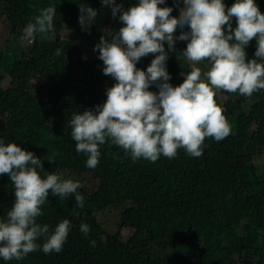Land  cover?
<instances>
[{"label": "trees", "instance_id": "1", "mask_svg": "<svg viewBox=\"0 0 264 264\" xmlns=\"http://www.w3.org/2000/svg\"><path fill=\"white\" fill-rule=\"evenodd\" d=\"M0 1V20L6 16L10 32L18 30L0 53V69L18 86L11 91L0 85V139L40 158L42 177L54 173L79 182L78 192L84 197L80 208L74 196L60 199L50 193L42 206L44 215L38 223L49 225L50 233L59 222L70 221L62 252L38 250L19 261L0 258V264H264V164L254 162L264 154V90L251 97L228 93L221 100L215 96L232 131L219 142L206 138L198 158L181 149L174 159L161 156L155 163L143 158L133 162L109 142L100 146L97 167L89 169L87 157L76 152L69 121L73 114L102 106L107 100L105 87L116 81L103 74L98 56L89 50L82 56L73 32L82 27L77 26L79 6L85 4L98 13L101 0ZM223 2L231 7L235 0ZM136 3L116 0L125 10ZM255 3L264 14V0ZM49 6L56 9L54 33L37 35L24 49L19 33ZM159 7L173 8L171 15L178 18L177 0H165ZM105 11L97 14L104 19V29L110 24ZM111 25L116 30L123 26L116 19ZM232 26L236 27L234 18ZM64 30L70 33L60 40ZM98 30L93 24L86 30L97 37L93 45L99 43ZM189 30L188 26L178 28L175 35ZM187 43L177 39L169 53L175 63L173 72H168L173 87L184 82L178 68L186 61L182 53ZM57 49L63 53L59 57L54 55ZM256 49L253 39L245 48L247 60L256 58ZM26 50L31 57L27 58ZM142 62L143 57L136 64L140 70ZM200 67L207 70V64ZM33 79L41 80L36 94L31 91ZM149 91L159 90L153 85ZM14 199L10 178L0 175V219L6 218ZM106 214L109 218L104 222L116 223L113 234L100 221ZM82 224L90 227L87 236L80 231ZM122 230L132 232L126 242ZM43 242V238L37 241Z\"/></svg>", "mask_w": 264, "mask_h": 264}, {"label": "clouds", "instance_id": "2", "mask_svg": "<svg viewBox=\"0 0 264 264\" xmlns=\"http://www.w3.org/2000/svg\"><path fill=\"white\" fill-rule=\"evenodd\" d=\"M101 3L111 7L114 18L120 13L123 26L111 38L101 36L94 49L103 61V74L116 81L106 90L107 100L94 111L73 114L69 121L76 152L87 157V168L97 167L100 146L109 142L133 162L143 158L155 163L161 156L174 159L181 149L198 158L206 138L219 142L232 131L215 101L217 92L251 97L264 90V14L255 0H235L231 7L223 0H177V7L183 5L178 18L171 15L173 8L159 7L165 0H137L127 10L116 0ZM79 11L77 22L90 29L97 11L85 4ZM55 15L52 6L42 10L23 28L21 39L31 44L37 35L54 33ZM185 26L190 30L177 37L178 28ZM177 39L188 42L182 57L191 68L187 75L186 67L178 68L184 82L173 87L168 72H173L175 63L169 53ZM253 39L256 58L247 60L245 48ZM62 54L60 49L54 53ZM142 57L140 70L136 64ZM203 64L207 70L200 67ZM153 85L158 93L149 91ZM43 168L33 152L0 139V175L10 178L15 197L6 218L0 219V258L5 262L38 250L62 252L70 221L59 222L51 233L49 225L38 223L50 193L60 199L74 196L77 206L84 207L79 182L54 173L42 177L38 169ZM80 231L87 236L90 227L82 224ZM41 238L42 245L37 243Z\"/></svg>", "mask_w": 264, "mask_h": 264}, {"label": "rangeland", "instance_id": "3", "mask_svg": "<svg viewBox=\"0 0 264 264\" xmlns=\"http://www.w3.org/2000/svg\"><path fill=\"white\" fill-rule=\"evenodd\" d=\"M2 8H3V4L0 1V11H2ZM105 8H106L105 14L107 15V19H108V20H106V19L105 20L110 22L109 26L106 27L105 29L102 28V20H104V19H102L101 16H97L95 18V22L93 23V26L96 27L97 29H99L98 33L100 32V37L106 36L108 38H111V35L113 33L118 32V30H116V28L114 26H112L111 24L115 22V19L119 20L120 13H117V16L114 18L112 16L111 7L104 6V5H102V7L100 8L99 11L104 12ZM99 11H98V13H99ZM77 23H79V22H77ZM79 25L80 24H77V26H79ZM10 31H11L10 22L6 16H3L2 19L0 20V53H3L5 51V49L7 48V41H9L10 39H12L14 37H17L18 30L15 33H11ZM69 33H70L69 30L62 31L60 33L59 39L64 40L65 37ZM73 36H74V39H77L79 41V45H80L82 52H83V55H82L83 57L86 56L87 50L90 51V54L93 57L99 56L98 51L94 50L96 45H93V42H92V40L95 38L97 39V37L94 38L93 34L90 36V34L86 30L82 29V27H78V29L75 32H73ZM78 41H76V43H78ZM99 42H100V39H99ZM19 43H20V46L23 47L24 49L28 46V45L24 44L23 42H19ZM85 44H87L86 46L88 48L84 47ZM24 53L27 56V58L32 56V53L29 50H26ZM188 66H190V64L187 61H185L183 68L188 67ZM40 84H41L40 79H33L31 81L30 85H31L32 93H34V94L38 93V86ZM0 85L4 89H8L11 91L16 90L18 87L17 83L15 81L11 80L8 77V74L5 73L2 69H0ZM108 88H110V87L109 86L105 87V91ZM216 95L218 96L219 99L225 100L228 93L227 92H223V93L217 92ZM255 128H256V126L253 125L252 129H255ZM254 162H255V164H260V165L264 164V154H263V156L256 158L254 160ZM85 181H87V180H85ZM107 218H109V215L106 214L103 218L100 219V221L103 222L104 224H106L105 228H106L107 232L113 234L114 232H116V228H115L116 223L115 222H108V223L104 222ZM131 235H132L131 231L122 230L121 231L122 241L126 242Z\"/></svg>", "mask_w": 264, "mask_h": 264}, {"label": "built area", "instance_id": "4", "mask_svg": "<svg viewBox=\"0 0 264 264\" xmlns=\"http://www.w3.org/2000/svg\"><path fill=\"white\" fill-rule=\"evenodd\" d=\"M21 37H22V32L19 33V35H18V40H19L20 42H23V43L26 44V45H31V44H32V43L29 44L28 42L22 40Z\"/></svg>", "mask_w": 264, "mask_h": 264}, {"label": "bare ground", "instance_id": "5", "mask_svg": "<svg viewBox=\"0 0 264 264\" xmlns=\"http://www.w3.org/2000/svg\"><path fill=\"white\" fill-rule=\"evenodd\" d=\"M242 140H244L243 138H242ZM249 141H251V140H249ZM250 143H252V142H250ZM262 144V143H261ZM248 146V145H247ZM253 147V146H252ZM255 148V147H254ZM227 196V195H226ZM228 202V201H227ZM225 205V204H224ZM220 208V207H219Z\"/></svg>", "mask_w": 264, "mask_h": 264}]
</instances>
